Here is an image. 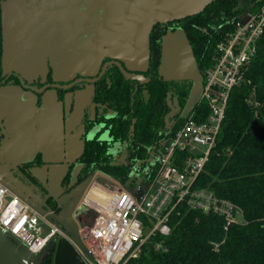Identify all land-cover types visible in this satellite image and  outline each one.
Segmentation results:
<instances>
[{
  "label": "trees",
  "instance_id": "obj_1",
  "mask_svg": "<svg viewBox=\"0 0 264 264\" xmlns=\"http://www.w3.org/2000/svg\"><path fill=\"white\" fill-rule=\"evenodd\" d=\"M263 4L264 0H211L198 12L154 23L149 33L145 85L149 98L144 99L143 86L133 94L134 82L125 80L116 66L109 67L93 97L97 115L92 122L101 125L97 133L107 130L110 138L98 139L97 134L94 140H84L81 163L85 173L80 178L101 172L125 182L134 167L133 157L141 156L144 144L159 136L163 116L169 109L167 97L176 99L183 108L187 104L192 79H167L160 74L163 37L168 32L184 30L204 76L217 43L231 29L232 21L246 11H257ZM106 59L109 57L103 62ZM0 61L3 67L2 56ZM204 109L202 102L196 103L183 117L182 124L191 112ZM125 139L132 159L115 164L113 142ZM71 169L67 173L69 178L74 176ZM196 186L212 189L235 202L243 210L244 220L231 224L225 231L223 216L189 210L173 218L169 235L150 237L138 256L130 258L127 264H264V33L247 82L232 91L217 144ZM214 243H219L218 247ZM49 256L48 264H53V252Z\"/></svg>",
  "mask_w": 264,
  "mask_h": 264
},
{
  "label": "built area",
  "instance_id": "obj_2",
  "mask_svg": "<svg viewBox=\"0 0 264 264\" xmlns=\"http://www.w3.org/2000/svg\"><path fill=\"white\" fill-rule=\"evenodd\" d=\"M263 33L264 4L232 21L204 70L200 102L205 109L191 112L184 124L152 149L149 160L134 165L125 182L111 178L103 185L93 179L71 213L79 239L55 221L58 216L39 211L1 181L0 227L23 242L38 261L43 262L47 244L62 236L80 264H127L150 237L169 235L173 218L189 210L223 216L225 231L242 222L243 210L235 202L196 182L217 144L233 89L247 82Z\"/></svg>",
  "mask_w": 264,
  "mask_h": 264
},
{
  "label": "crops",
  "instance_id": "obj_3",
  "mask_svg": "<svg viewBox=\"0 0 264 264\" xmlns=\"http://www.w3.org/2000/svg\"><path fill=\"white\" fill-rule=\"evenodd\" d=\"M31 1L9 0L4 4V30L11 52L8 64L16 67L25 57L36 58L39 37L34 38V34L38 32L43 45L48 46L53 77L68 80L77 73L94 74L105 55L123 60L130 69H145L149 59L146 22L179 16L205 0ZM130 15L141 17L127 20ZM91 93L92 86H88L76 96H66L63 103L54 90H48L39 109L37 96L31 91L16 85L0 87L7 157L25 162L42 153L45 165L36 168L35 175L57 189L70 162L82 151L79 125Z\"/></svg>",
  "mask_w": 264,
  "mask_h": 264
},
{
  "label": "flooded vegetation",
  "instance_id": "obj_4",
  "mask_svg": "<svg viewBox=\"0 0 264 264\" xmlns=\"http://www.w3.org/2000/svg\"><path fill=\"white\" fill-rule=\"evenodd\" d=\"M8 1L9 0H0V57L3 55V49H4L3 10H4V4ZM26 1L29 3L30 2L32 3L31 0H26ZM25 21H26V19H25ZM45 25H44V30L47 29L45 27ZM36 46H35V48H36ZM43 47L47 51V47H48L47 44L43 45ZM105 57H109V59H106L103 62V59ZM105 57L102 59L100 66L97 68V70L94 74L84 75V74L77 73L76 75H74L72 78H70L68 80H56L53 77L52 68H51V61L47 57V64L49 67V71L46 73V75L45 76L39 75L33 79H28L27 77L23 76L25 79V84H23L21 79H20V76H21L20 72L18 73L16 70L4 72L3 67H2V63L0 61V87L9 86V85H16V86H20L21 88H23L26 91H31L32 93H34L37 96V106H39V108L42 107L43 96H45V93L48 90H54L58 100L65 103L66 96H76V93L78 91L84 90L88 86H92L91 98L84 108L83 117H82L81 123L79 125V128H81L80 139L83 142L82 151L74 161L70 162L66 173L63 175V177L61 179L60 186L57 189L56 188L53 189V187L50 184H48V182H46L45 180L43 181L40 177L35 175L34 170L36 168H39V167H42L43 165H45V161L43 159L42 153H37L35 155V157L32 159V162H31V160L26 161V162H19V161L15 162L14 160L9 159L5 153L0 155V164H2L3 167H5L7 169L6 171L0 170V175L2 177H4V179L15 184L18 187V189L23 190L24 192H26L25 190H29V191L30 190H34V191L36 190L42 196V198L40 199V203L44 206L46 211L50 212V214L53 217L61 214V212L64 209V205H63L62 201L60 200V196H63L67 193H70L77 185L84 183L86 181H90L94 178V176L97 173H101V172H96L88 178L86 176L83 177V179L80 178L81 176H84V173H85L84 170H82V163H81V156H82L83 151H84V140H88V139L94 140L95 138L103 140V139H109L110 138L107 130H105V131L101 130L99 133H97L100 130L101 125L97 124V123H95L93 125V122H92V120L94 121V119H96V115H97V107H96V103L94 102L93 97L95 95V91H96V88L98 87V84L100 83V81L103 80V77L106 75L109 67L116 66L118 68V70L120 71V69L117 65L112 64V65H108L105 72L101 75V73L103 71L104 64L106 62H108L110 60H119L117 58L110 57V56H105ZM121 62L127 70H129L131 72H135L137 74H143L144 77L141 80H139V79H127L123 75V73L120 71V73L123 75L125 80H130V81L134 82L133 94L138 92L140 86H143L141 93H142L144 99L148 100L149 94H148L147 88L145 87L147 75H148V73H147V67L148 66L143 70H136V69L128 68L123 61H121ZM81 78H90V79L97 78V79L94 82L78 81ZM54 83H59L60 85H70V84L71 85L67 89L59 88V87H47L42 92H37V91L27 87V86H37L38 88H43L44 86H46L48 84H54ZM187 103H188V101H187ZM167 105H168L169 109L165 113V115L163 116V126L159 131L160 132L159 136L157 138H155L154 140H152L151 142L144 144L143 154L141 156L133 157L135 160L131 161L132 165L144 163L146 160H149L151 158L150 154H151L152 149L158 148L160 146V144L165 142L171 136L172 131L182 124L183 117L186 115L185 108H186L187 104L183 108L179 105V103L177 102L176 99H172L170 96H168L167 97ZM172 106L174 107L175 111H174V114L168 118V123H167L166 116H167V114H169V112L172 111ZM72 109H73V105H71L70 111ZM67 116H68V113L65 111L64 112V118H66ZM96 135H97V137H95ZM131 135H132V130L130 129L128 132V137H129L127 139L128 141L131 140ZM3 137H4V135L1 134L0 135V142H1ZM127 140L125 139L123 141H114L113 142V145L116 142H120L122 144V149H120L118 154H115L112 151L114 153L113 163L123 164V163L129 162L130 159H132V156H130V153L127 152V148H126ZM36 157H37V159H36ZM72 163H73V165H71ZM70 169L74 173V176L72 178H69V176L67 174L70 172ZM101 174L105 175L106 177L111 178V176H109L107 174H104V173H101ZM26 193H28L31 196L30 192L27 191ZM83 213H84V215L86 214V212H84V211H83ZM49 259H50V256L48 253L46 255V257L43 259L42 264H48Z\"/></svg>",
  "mask_w": 264,
  "mask_h": 264
},
{
  "label": "rangeland",
  "instance_id": "obj_5",
  "mask_svg": "<svg viewBox=\"0 0 264 264\" xmlns=\"http://www.w3.org/2000/svg\"><path fill=\"white\" fill-rule=\"evenodd\" d=\"M34 35H35L34 38L39 37V41L35 48L37 51V56L36 58L30 59L28 63H33L38 66L42 65L45 73H47V69H48L47 54H46V50L43 47L44 43L42 36L40 37L38 32L35 33ZM165 43H166V47L164 50L165 59H166L165 69L168 70L170 73V74H165L166 75L165 77H172L169 75H174L175 76L174 78H190L193 81L188 103L185 108V113L188 114L189 111L193 109L195 104L200 102L202 98V92L204 88V76L202 75V73L200 72L197 66V63L192 54L191 45L189 44V41L181 28H178L175 31L168 33L165 38ZM175 57H180V58L179 60L176 61L172 59ZM111 149L115 154H118L120 149H122V144L120 142H116L114 143ZM1 154H3V152L0 149V155ZM0 170L6 171L7 169L3 167L2 164H0ZM93 179L96 181V183L98 184L103 183V185H108V183L111 182L110 177H106L101 173H97ZM93 179L77 185L70 193L60 196V200L62 201L64 208L66 210L73 211L77 208L78 202L82 200L85 192L88 190ZM0 181L3 182L5 185H7L12 192L18 194L25 201L38 208L39 211L41 212L46 211L44 206L40 203V199L42 198V196L36 190L35 191L25 190L26 192L27 191L30 192L31 194L30 196L28 193L24 192L23 190L18 189V187L15 184L4 179V177H2L1 175H0ZM51 246H54V257L56 259V262H61L62 260L70 256V245L67 242V240L64 239V237L60 236L59 238L53 239L51 242Z\"/></svg>",
  "mask_w": 264,
  "mask_h": 264
},
{
  "label": "water",
  "instance_id": "obj_6",
  "mask_svg": "<svg viewBox=\"0 0 264 264\" xmlns=\"http://www.w3.org/2000/svg\"><path fill=\"white\" fill-rule=\"evenodd\" d=\"M101 1L103 2V0H101ZM110 1H115V0H110ZM122 1H126V0H122ZM210 1L211 0H205L204 2H201L200 4H198L195 8H193L191 10H187V11L183 12L181 15L169 18L167 20H155V21L149 20V21H147L146 23L148 25V30H147L146 37L149 40V47H148L149 48V55H150L149 33H150L151 28H152L154 23H156V22H165V21L172 20V19L182 18V17H185L186 15L198 12L201 9H203L204 6L207 3H209ZM4 11H5V8H4ZM132 17H141V16L130 15L126 19L128 20V19H130ZM85 22H89V19H87L86 17H85ZM171 32H173V31H170L168 33H171ZM183 32H184V30H183ZM167 34L163 37V39H164V41H163V55H162V61H161V65H160V74L164 78H167V79H179V78H174L175 77L174 75H169V76H172V77H165L166 76L165 74H170L169 71L165 69V60L166 59H165L164 50H165V47H166L165 38H166ZM184 34H185V32H184ZM185 36L187 37L186 34H185ZM187 39H188V37H187ZM189 44H190V42H189ZM191 50H192V48H191ZM10 53L11 52L9 51L8 43H7V36H6L5 30H4V49H3V55H2L4 72L12 71V70H16L18 73L20 72V74H21L20 79H21L22 83L25 84V79H24L23 76L26 77V75H29V73H30V74L36 75V77H37L38 74L41 73L44 70V68H42V69L40 68L39 69L38 65H35L33 63H28V61H30V59H32V58H27V57H25L23 60H21V61L24 62V63L22 62L23 64L17 65L16 67L15 66H11V65L8 64V61H9L8 57H9ZM187 54H188V51H187ZM192 54H193V51H192ZM105 56H107V55H105ZM193 57H194V54H193ZM179 58L180 57H175V58H172V59L177 61V60H179ZM117 59H119V58H117ZM194 59H195V57H194ZM120 60L121 59H119V60H110V61L106 62L104 64L103 71H102L101 75L105 72V70L108 67V65L115 64V65H117L119 67L120 71L123 73V75L127 79H139V80L143 79V77H144L143 74H137L135 72H131V71L127 70L124 67V65L122 64V62H121L123 60H121V61ZM148 63H149V59H148ZM48 71H49V67L47 69V72ZM45 75H46V73L44 71L43 76H45ZM27 78L28 79H33V78H29L28 76H27ZM96 79L97 78H93V79L81 78L78 81L94 82V81H96ZM70 85H60L59 83H54V84H48V85L44 86L43 88H38L37 86H27V87H29V88L37 91V92H42L47 87H59V88L67 89L68 87H70ZM37 107L39 108V106H37ZM174 111H175L174 107L172 106V111L169 112V114H167V116H166L167 123H168V118L174 114ZM0 133L4 135V137L2 138V140L0 142V149L2 150L3 153L6 154L4 146H5V143L7 141V135H6L5 128H4V123L1 120H0ZM28 161H30V160H28ZM45 212H43V213H45ZM71 213H72L71 210L68 211V210H66L64 208L63 211L61 212V214L58 215V217H57V219L55 221L59 225H61L63 228H65L68 232H70V234H72L75 238L79 239L77 223L74 220V218L72 217ZM82 215H83V212H80V218L81 219L83 218ZM51 242L52 241H50L47 244V246H46V248L44 250L43 259L45 258V256L48 253L54 252V246H51ZM0 264H42V260H40V261L36 260L35 255H33L28 250L27 246L25 244H23V242H21L17 237L12 235L10 232H7V231L3 230L0 227ZM54 264H80V263L77 261L76 256H75V251H74L73 247L70 245V256H68L67 258H65L61 262H56V259L54 257Z\"/></svg>",
  "mask_w": 264,
  "mask_h": 264
}]
</instances>
